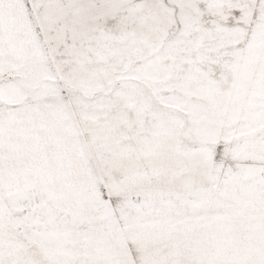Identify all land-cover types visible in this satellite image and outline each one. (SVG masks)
Returning <instances> with one entry per match:
<instances>
[{"label":"snow or ice","instance_id":"obj_1","mask_svg":"<svg viewBox=\"0 0 264 264\" xmlns=\"http://www.w3.org/2000/svg\"><path fill=\"white\" fill-rule=\"evenodd\" d=\"M0 264H264V0H0Z\"/></svg>","mask_w":264,"mask_h":264}]
</instances>
